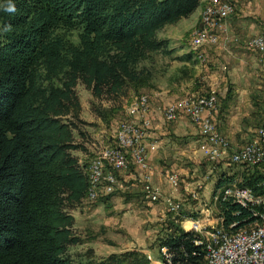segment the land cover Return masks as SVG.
<instances>
[{"label":"trees","instance_id":"trees-1","mask_svg":"<svg viewBox=\"0 0 264 264\" xmlns=\"http://www.w3.org/2000/svg\"><path fill=\"white\" fill-rule=\"evenodd\" d=\"M200 1L13 0L16 14L0 11V264H76L69 247L84 239L71 212L86 199L92 162L76 155L90 141L77 86L89 91L96 116L109 121L116 102L151 79L143 61L170 53L158 32ZM72 30L77 41L67 34ZM239 165L219 175L214 192L237 185L263 194L264 164ZM216 209L225 228L255 221L232 200L219 199ZM179 215L162 227L158 250L165 246L169 257L160 255L159 264H202L203 243L181 228ZM99 264L153 263L128 250Z\"/></svg>","mask_w":264,"mask_h":264},{"label":"crops","instance_id":"crops-1","mask_svg":"<svg viewBox=\"0 0 264 264\" xmlns=\"http://www.w3.org/2000/svg\"><path fill=\"white\" fill-rule=\"evenodd\" d=\"M205 1L201 0L196 10L188 17L181 18L175 24L164 27H180L185 25L186 28L195 24L199 19ZM231 1L234 3L235 11L224 21L225 35L222 36L217 45L210 46L204 51L207 57V67L204 69H199L197 65L196 67L202 72L200 78L205 82L209 81V85L215 88L219 98V104L214 112L217 130L228 140L231 147L235 148L250 141L254 137L258 127H264V56L249 48L246 44L251 37L264 33V0ZM157 37L165 39L170 43V46L167 48L170 53H164V57H172L179 60V63L186 65L190 64L194 59L197 60L196 56L193 59L191 53V55L184 53L185 51H183L184 49L181 45L175 43L179 39L164 35H157ZM193 79L190 78V82H183L182 80H177L175 77L164 84L163 87H159L162 88L161 91H152L154 97L150 105L151 123L143 140L147 148L152 184L158 185L165 197H172L173 200H178L184 216H188L185 213L189 211L194 210L198 212L201 209L200 203L190 197V192L197 190V184L203 186L200 176L202 173L201 160L203 157L198 148L202 137L197 125L187 117L180 116L177 121L171 123L164 119L157 107L159 106L158 103L172 97L170 93H173L174 89L177 87L185 88L189 84L191 85ZM172 103H176V100L170 102V104ZM129 105L125 108V113ZM83 114L90 115L86 109H83ZM133 122L138 124V121ZM100 132L103 133V131ZM182 163L188 166L184 167ZM167 169H171L178 175L183 174L187 178V180H184L178 193H171L170 191L166 180V174L169 172ZM130 170L134 171L131 172ZM135 171H137L136 167L131 164L127 171L118 174L121 188L117 189V192L120 193L122 190L133 192L132 190L138 185L137 182L140 183V190L142 191L141 177H136ZM206 190L207 186H203V189L198 191V196L201 200H204ZM128 204V208H135L130 210L134 211L136 217H138L142 210L136 209L133 206V202ZM160 204L162 206L164 203L161 202ZM160 204L149 201L146 203L147 206L152 207L151 212L156 210L162 211L159 206ZM163 208L165 209L166 207ZM132 215L134 216V214ZM122 216L127 217L124 212ZM129 225L131 226L130 234H134L136 228L133 226H137V220L131 219ZM82 244L85 245V241ZM76 246H70L69 253L77 264L78 260L73 256L71 251ZM128 250H136L145 254L150 253L149 248L142 246L139 249L129 248L111 251L108 254H119ZM94 255L98 256L99 254L96 251ZM160 262V260H155L153 264H159ZM86 263L96 264L91 259L87 260Z\"/></svg>","mask_w":264,"mask_h":264},{"label":"built area","instance_id":"built-area-1","mask_svg":"<svg viewBox=\"0 0 264 264\" xmlns=\"http://www.w3.org/2000/svg\"><path fill=\"white\" fill-rule=\"evenodd\" d=\"M234 11V4L227 0H215L212 6L206 8L198 27L196 50L199 53L220 42L226 31L224 21ZM246 44L264 56V33L251 37ZM217 102L216 91L211 89L205 95L191 96L190 100H176L173 109L163 107L162 115L166 121H175L180 116H185L196 124L202 137L198 148L206 159L218 161L229 157L232 164L260 165V162H264V128L256 129L254 137L242 146L231 147L228 140L218 132L212 117ZM167 113H174V120H167ZM131 121H138V129H131ZM150 123V103L145 96H137L131 101L124 118L117 124L114 143L102 147L93 157L88 166L89 179L98 183L100 196L109 195L121 188L116 172H125L133 164L141 176L145 198L151 203L161 200L168 212L179 215L180 203L172 197H165L160 188L151 182L147 148L143 142ZM167 180L171 188L176 190L178 175L169 173ZM196 189L190 192V197L200 203V214L198 217L179 215V223L183 230L195 232L199 235L198 240H203V264H264V193L257 194L251 188L237 185L222 187L216 193L220 194L221 200H232L249 209L255 217V221L248 225L236 228L238 222H233L225 228L219 217V222L205 224L206 221H211L208 217L212 208L198 196V191L203 186L197 184ZM251 203H258V210H251ZM159 252L168 259L165 246ZM147 257L151 260L149 255Z\"/></svg>","mask_w":264,"mask_h":264},{"label":"rangeland","instance_id":"rangeland-1","mask_svg":"<svg viewBox=\"0 0 264 264\" xmlns=\"http://www.w3.org/2000/svg\"><path fill=\"white\" fill-rule=\"evenodd\" d=\"M212 1L213 0H206L204 2L199 19L195 24L186 28L185 25L180 27H163L157 34L159 36H171L179 39L176 40L175 43H177V45H181V47L184 49L183 51H185L184 53H191L193 59L194 56H196L197 60L194 59V61L192 60L190 64L186 65L179 63V60L172 57H164V53H153L149 59L143 61V65L148 67L151 71V79L148 83L140 85L136 94H131L118 100L115 105H118L119 108L115 110L114 113H109L111 114L109 116V121L107 120V118H105V120H102L101 118L96 116V114L91 110L90 101H92L93 99L89 91H87L82 85L77 86V92L80 97L82 108L88 110V112L90 113V115H82V117L88 123H90V125L86 127V130L90 133V141L85 142V153L76 152V155L79 156L82 163L87 162L89 164L102 147L114 143L117 124L124 118L125 108L131 103L133 98L137 96H145V99H148L151 105V100L154 97L152 92L153 90L161 91L162 88L159 87H163L164 84H166L171 79H174L175 77L177 80L190 82V78L193 79L196 74L197 76L193 79L192 84H189L190 86L188 85L185 88L177 87L176 89H174L173 93H170V96L172 97H169L164 102L158 103L159 106L157 107V109L159 108L162 113V109L167 103L169 104H167L164 109H167L170 106H175L176 103L170 104V102L172 101L190 100L191 97L187 96L205 95L209 93L211 89L215 90L213 86L209 85V81L205 82L204 80H202V78H200L202 72L199 69H204L205 67H207V57L204 53L205 50H203L202 53H199L191 45V39L198 30V27L201 23L203 15L202 13L208 7V5L210 6L212 4ZM227 1L232 2L231 0ZM67 34L72 41H77L76 31L72 30ZM169 44L170 43L168 42L167 48L168 46H170ZM196 65L199 69L196 67ZM179 76L180 78L178 79ZM175 95L176 97H174ZM101 104L104 107H107L106 105H110L106 102H102ZM218 104L219 98L217 106ZM217 106L212 112L213 119L214 112L216 111ZM106 120L108 121V123ZM167 120H174V118H167ZM175 121L168 122L172 123ZM131 124L138 126V124L133 121H131ZM100 131H103V133ZM201 156L203 157L201 160V183L203 184V186H207V192L205 197L203 198V201L212 208V212L208 217L211 221H206L205 224L212 225L216 222H219V220H217L218 211L215 204L220 199V194L215 193H218L221 189L220 188L216 190V192H214V183L221 173L231 174L233 171L238 170L241 165H239L240 163H230L229 158L227 157H224L223 159H220L218 161H210L206 159L202 153ZM199 159H201V157ZM225 162L229 164H226ZM182 165H184V167L188 166L184 163H182ZM250 167L252 166L250 165ZM130 171L133 172L134 170ZM167 171H169L167 174L176 173L171 169H167ZM135 175L136 177H141L138 170L135 171ZM178 177L179 184L176 190H173L171 188L167 180L171 193H178L182 187L181 185L183 184L184 180H187L186 176L183 174L178 175ZM140 180L142 181L141 178ZM137 184L138 185L134 188V190H132L133 192H130V190H122L120 193L116 191L111 195L105 196L102 200H97L98 197H100V191L97 198H95L94 200L90 201V199H88L86 196V199H84L80 207L72 210L71 213L73 214L75 219L74 231L76 232V234L82 237L86 243L85 245H77L76 247L71 249L73 256L78 260L77 264H87L86 261L89 259H91L92 262L99 264L107 256L110 255L108 253L111 251L125 250L129 248L139 249L142 246L150 249V253L144 254L146 256L149 255L152 258L151 263H153L155 260L161 261V256L159 254L160 252L158 250L159 237H161L163 234L162 227L165 223V220L169 215L173 214H170L166 210V208H163L165 207L164 204L161 206L160 203L163 202L161 200L156 204H160L159 206L161 207L162 211L156 210L151 212L152 207L146 205L148 200L145 198L143 190H140V183L137 182ZM155 186L159 187L158 185ZM213 193L215 194L214 196H212ZM175 201L178 200L175 199ZM130 202L134 203L133 206H135L136 209L142 210L138 217H136L134 211H131L135 208H128V203ZM251 209L258 210V204L252 206ZM123 212L126 213L127 217L122 216ZM132 214H134V216ZM185 214H187L188 216L191 215L193 217H198L200 213L193 210ZM131 219L137 220V226H133L134 228H136V232H134V234H130L129 232L131 228L129 222L131 221ZM201 242L203 243V240H201ZM94 247H96V250L94 249ZM96 251L99 254L98 256L94 255Z\"/></svg>","mask_w":264,"mask_h":264},{"label":"bare ground","instance_id":"bare-ground-1","mask_svg":"<svg viewBox=\"0 0 264 264\" xmlns=\"http://www.w3.org/2000/svg\"><path fill=\"white\" fill-rule=\"evenodd\" d=\"M215 0L212 1V4L210 6H212L214 4ZM209 7V5H208ZM206 10V9H205ZM204 10V12H205ZM204 12L202 13V20L204 18ZM198 39V30L196 31V33L194 34V36L191 39V45L193 46L194 49H196V40ZM167 109H173V106L168 107ZM167 118L169 119H173L174 118V113H167ZM131 129H138L137 125L131 124ZM261 164H264V162H260ZM91 165V164H90ZM89 178V175H88ZM98 183L97 182H92L91 179H89V189L87 191V198L94 200L95 198H97L98 196ZM255 204L258 203H251V207L254 206ZM253 210V209H251ZM203 264V263H202Z\"/></svg>","mask_w":264,"mask_h":264},{"label":"clouds","instance_id":"clouds-1","mask_svg":"<svg viewBox=\"0 0 264 264\" xmlns=\"http://www.w3.org/2000/svg\"><path fill=\"white\" fill-rule=\"evenodd\" d=\"M0 11L9 15H14L17 13L18 9L13 0H0ZM2 31L5 33L11 31V25H4Z\"/></svg>","mask_w":264,"mask_h":264}]
</instances>
